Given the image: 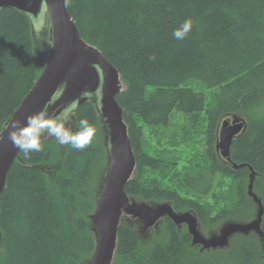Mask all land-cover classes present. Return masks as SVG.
Masks as SVG:
<instances>
[{"label": "trees", "instance_id": "1", "mask_svg": "<svg viewBox=\"0 0 264 264\" xmlns=\"http://www.w3.org/2000/svg\"><path fill=\"white\" fill-rule=\"evenodd\" d=\"M67 6L80 38L102 54L125 86L115 98L135 158L125 194L190 211L210 234L224 223L251 222L257 207L248 195L250 181L264 209V0H69ZM187 18L195 21L192 32L174 40L173 30ZM38 73L27 16L0 10V132ZM190 81L216 88L211 108L187 86ZM203 112L202 151L172 176L180 156L149 150L144 129L187 143ZM177 116L187 121L175 131ZM224 116L245 121L230 146V161L215 149ZM74 117L77 129L86 118L97 134L99 116L91 102L80 105ZM41 142L42 151L29 159L19 151L7 174L0 264H89L95 250L92 180L107 160L104 143L94 136L84 150L66 145L56 158V144ZM233 164L244 166L235 170ZM146 172L157 176L145 177ZM165 179L172 185L163 184ZM226 180L227 192L220 193ZM262 233L264 238V214ZM249 236H234L228 251L200 252L185 228L168 218L147 242L122 222L113 264H264V241Z\"/></svg>", "mask_w": 264, "mask_h": 264}, {"label": "water", "instance_id": "2", "mask_svg": "<svg viewBox=\"0 0 264 264\" xmlns=\"http://www.w3.org/2000/svg\"><path fill=\"white\" fill-rule=\"evenodd\" d=\"M3 9L26 15L33 28L47 17L48 31L45 63L38 68L33 86L0 132V201L7 174L20 151L8 139L11 122L19 121L23 125L28 117L41 112L49 118L63 119L83 103L91 102L103 128L108 129L105 143L108 173L90 216L95 250L89 264H113L121 214L138 220L142 233L154 228L163 218L170 219L177 227L185 224L191 245H199L202 250L223 249L238 234L255 233L264 241L259 229L264 209L252 193V181L248 195L257 207L255 218L249 223H224L209 238L200 234L198 220L190 211L176 212L171 203L131 201L124 189L133 176L135 158L123 121V110L115 100L123 90L118 72L95 47L80 38L64 0H0V10ZM219 127L215 149L222 159L230 161L231 143L244 132L245 121L232 116L221 120ZM243 166L232 165L235 170ZM252 179L253 174L250 175Z\"/></svg>", "mask_w": 264, "mask_h": 264}, {"label": "rangeland", "instance_id": "3", "mask_svg": "<svg viewBox=\"0 0 264 264\" xmlns=\"http://www.w3.org/2000/svg\"><path fill=\"white\" fill-rule=\"evenodd\" d=\"M31 26V25H30ZM32 32V40H33V47H34V53H35V61L37 63L38 68H41V65H44L43 63H45V56H46V50H47V31H48V19L47 17H44L41 22L36 26V28L31 27ZM187 86L189 88H191L192 90H194L197 93H201L204 95V99H205V109H209L211 108V106L213 105L214 102V95L216 93V88L215 89H208L207 87H205L201 82L198 81H190ZM69 119H68V124L67 126L70 127L73 131L77 130L76 128V121L74 119V114H70L68 115ZM227 118H232L231 116H224L223 118H221V120L227 119ZM62 120V119H59ZM204 112L201 114L200 117V124H198L194 134L192 135L191 139H189V142L187 143H179L177 141H174V139H170L169 137L164 136L163 134H159V133H154L153 129H149V128H145V134H146V140H147V147L149 150L154 151V152H167L169 153L172 157H179V166H178V170L176 172H174L172 174L175 175L177 173H181V171L184 169V167H186L188 164H191L192 160H193V156H196V153L200 154L202 151V147H201V143L203 141V133H202V129H203V125H204ZM220 120V121H221ZM186 121L187 118L183 117V116H177L175 117V119H173V124L172 127L176 130L181 129L183 126L186 125ZM103 123L101 121V119L99 118V123H98V129H97V134L95 135V137L102 141L104 143H106V139L108 137V129H104L103 128ZM220 127L218 126V132H219ZM163 136V137H161ZM52 141L54 144H56L55 149L57 152V156L56 158L61 157V154H63L65 152V147L66 145H60L57 143L56 139L54 137L48 136L47 134H45L44 137H42V141ZM217 140V139H216ZM185 144L188 145V147H183ZM179 154V155H177ZM195 162H197L195 160ZM104 163V164H103ZM102 164V173L98 170L97 175L95 176L94 180H92L93 182V191L95 196H94V206L96 205V201H97V197L99 195V193L101 192L103 186L105 185L106 182V178H107V173H108V163L107 160L104 161ZM200 164V162H199ZM101 166V165H99ZM194 167L197 170H200L201 168L199 166H196L194 164ZM45 172L48 174V172H50L48 169L45 170ZM149 175H154L157 176L153 173L150 172H146L145 173V177L149 176ZM163 184H168V185H172V182L170 179H165L162 181ZM227 180L223 183V186H221L220 188H218V191L220 193L223 192H227L226 188H227ZM52 185V181L49 179V186ZM101 187V188H100ZM100 188V189H99ZM231 190L228 192V196L227 199L230 197L231 195ZM250 197V196H249ZM207 201H211V199L207 196L206 197ZM224 199L221 200L220 203H222ZM137 202H142L140 200H136ZM253 201V200H252ZM148 203V202H147ZM95 208V207H94ZM93 214V213H92ZM256 216V215H254ZM90 219V218H89ZM91 221V220H90ZM124 222L125 224H128L129 226H131L135 232H137V234L139 235V237L141 238L142 242H147L150 238V234L151 232H157L159 230L160 225L162 224L161 221H159L158 225H155L154 228L150 229L149 231H147L146 233H142L141 231V223L134 219L131 216H128L126 214H121L120 217V223ZM128 222H130L132 225H130ZM91 227H92V223H91ZM202 226H198V230L200 232V234L205 237V238H209V236L211 235L209 232H203V228H201ZM183 227H178V229H182ZM239 236H244V237H250L249 235H243V234H238ZM207 252H211L213 250H204ZM200 252H203V250L200 247Z\"/></svg>", "mask_w": 264, "mask_h": 264}, {"label": "clouds", "instance_id": "4", "mask_svg": "<svg viewBox=\"0 0 264 264\" xmlns=\"http://www.w3.org/2000/svg\"><path fill=\"white\" fill-rule=\"evenodd\" d=\"M64 3L67 6L69 0H64ZM194 23L192 18L185 19L173 30V39L184 40L192 32ZM68 119L67 115L62 120L49 118L46 113L41 112L28 117L23 125L19 121H12L8 139L13 147L23 153L25 159H29L32 153L42 151L41 141L45 134L54 137L60 145H70L75 150H84L96 135L95 126L86 118H82L78 129L73 131L67 126Z\"/></svg>", "mask_w": 264, "mask_h": 264}, {"label": "bare ground", "instance_id": "5", "mask_svg": "<svg viewBox=\"0 0 264 264\" xmlns=\"http://www.w3.org/2000/svg\"><path fill=\"white\" fill-rule=\"evenodd\" d=\"M121 80V79H120ZM122 82V81H121ZM122 84H123V82H122ZM125 88V86H124V84H123V89ZM123 91V90H122ZM21 103V102H20ZM20 105V104H19ZM18 105V106H19ZM17 109V108H16ZM15 109V110H16ZM14 110V111H15ZM234 140V139H233ZM233 142V141H232ZM232 144V143H231ZM131 201H136L137 199H130ZM174 209V208H173ZM174 211H176V210H174ZM177 212V211H176ZM262 223H263V216H262V220H261V223H260V227H259V229L262 231ZM231 248V245L230 244H228L225 248H223V249H220V250H225V251H228L229 249ZM264 262V261H263ZM231 264H241V262L240 261H234V262H232Z\"/></svg>", "mask_w": 264, "mask_h": 264}]
</instances>
